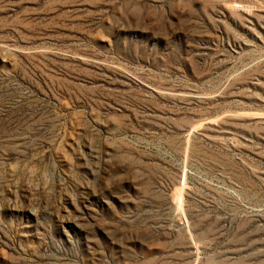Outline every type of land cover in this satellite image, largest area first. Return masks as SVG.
Masks as SVG:
<instances>
[{
  "label": "rangeland",
  "instance_id": "rangeland-1",
  "mask_svg": "<svg viewBox=\"0 0 264 264\" xmlns=\"http://www.w3.org/2000/svg\"><path fill=\"white\" fill-rule=\"evenodd\" d=\"M0 264H264V0H0Z\"/></svg>",
  "mask_w": 264,
  "mask_h": 264
}]
</instances>
